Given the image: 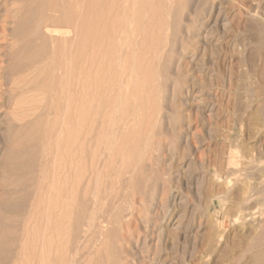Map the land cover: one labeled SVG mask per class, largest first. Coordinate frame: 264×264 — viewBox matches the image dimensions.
I'll return each instance as SVG.
<instances>
[{
  "label": "rangeland",
  "instance_id": "obj_1",
  "mask_svg": "<svg viewBox=\"0 0 264 264\" xmlns=\"http://www.w3.org/2000/svg\"><path fill=\"white\" fill-rule=\"evenodd\" d=\"M27 1L0 0V264H264V0ZM44 5L82 86L47 41L24 72Z\"/></svg>",
  "mask_w": 264,
  "mask_h": 264
},
{
  "label": "bare ground",
  "instance_id": "obj_2",
  "mask_svg": "<svg viewBox=\"0 0 264 264\" xmlns=\"http://www.w3.org/2000/svg\"><path fill=\"white\" fill-rule=\"evenodd\" d=\"M9 1H11V2L13 3V5H14L16 0H9ZM17 1H18V0H17ZM19 1H20V0H19ZM25 1L28 2L27 0H25ZM42 1L44 2V0H42ZM131 1H132V0H131ZM133 1H134V0H133ZM23 2H24V1H23ZM26 2H25V4H27ZM29 2H31V1L29 0ZM35 2H38V1H35ZM47 2H48V1H47ZM47 2H46V3H47ZM50 2H54V1L51 0ZM135 2H137V1H135ZM135 2H130V4L135 3ZM3 3H4V2H3ZM39 3H40V1H39ZM128 3H129V1L127 2V5H128ZM21 4H23V3H21ZM29 4H31V3H29ZM32 4H33V3H32ZM32 4H31V5H32ZM41 4H42V3H41ZM43 4H44V3H43ZM50 4H52V3H50ZM53 4H55V3H53ZM66 4H67V3H66ZM125 4H126V3H125ZM23 5H24V4H23ZM31 5H30V6H31ZM34 5H35V4H34ZM64 5H65V4H63V6H64ZM67 5H68V4H67ZM75 5H76V4H75ZM123 5H124V4H123ZM9 6H11V4H9L8 6L5 7L6 10H4V11H5V14H4L3 19H2V20H4V21H2L3 24L6 23L5 21H6V19H7L8 17H14V18H15V16H16L17 13L19 12V11H17V9H18L19 7H17L16 5H14V8H15V7H17V8H16V9H12V8H13V6H12V8H11L12 10L9 9V8H10ZM28 6H29V5H27V7H28ZM42 6H43V5H42ZM44 6H45V5H44ZM47 6H48V5H46V6L43 8V12H39L38 17H36V20H35V21L31 18V19L34 21V22H33L34 24H33V26H30V27H29V28H31V27H32V28L30 29V32L28 31V32H29V33H28V36H29V35H35V36H36V39H33V40H35V41H33V40H28V45L25 44V46H24V47H27V48L23 49V47H21V48H22V52H21L20 50L18 51V52H19V55H23V56H25L26 59H27V60H26V61H27L26 63H25V61H23L25 64L23 63L24 65H22V66H23V68H24V67L26 66V64H27L26 67H28V65H29L31 68L33 67L34 69H33V68H32V69L34 70V72H35V71H38V70L41 71L39 68H38V70H37V68L35 69V67H36V65H37V64H36V61H37V59H36V55L38 54V52H36V53L34 52V53L36 54V55H35V54H33V51H40L41 48H42V49H43V50H42L43 53H41V54H43V55H45V56H43V57H44V58H43V57H41L42 55H40V59L38 60L39 63H38V62H37V63H38L39 66H40V64H41V66H42V64H43L44 68L40 66L41 68H43V70L47 68V70L49 71V73H48V72H47V73L50 74V76H48V75L45 73L46 76H48V77H50V79H52V78H51V77H52V76H51V73L54 74L55 72H58V70H60V69L62 68V74H63L62 76L67 77L66 79L64 78V81L66 82V83L64 82L65 86L67 87L68 85H70L71 82H72L71 79H76V78H77V79L75 80V81H76V84H75V85L78 86V85H79V81H81V80H79V79L81 78V77H79V74H78L79 72H78V73L76 72L78 75L75 76V73H74V74H71V73H70L71 71H68V70H69V67H70V65H71L70 63H71L72 61H71V58H70L71 56L69 57L68 52L66 51V50H69V49H68L69 42H67L66 40H65V42L68 43V45L66 44L67 46H65V47H67V48H65V49L63 48V45H64V43H65V42L63 43V40H64L63 38L67 37V36L70 34V29H69L70 27L68 26L69 28H67V25H68L67 23H65V24H67L66 27H62L63 25H62L61 27H58V26H57L58 24L55 25V26L49 24V23H48L49 19L52 17V19L54 20L55 18H54L53 15H52V13L54 12V10L51 9V5H50V8H49V6H48V7H47ZM57 6H58V5H57ZM68 6H69V5H68ZM52 7H53V5H52ZM58 7L61 8L62 6H61V7L58 6ZM75 7L77 8L78 6H75ZM2 8H3V6H2ZM28 8H29V7H28ZM37 8H38V7H37ZM39 8H40V7H39ZM39 8H38V10H39ZM53 8H54V7H53ZM62 8H63V7H62ZM78 8H79V7H78ZM22 9H23V7H22ZM25 9H26V8H25ZM41 9H42V8H41ZM44 9H45V10H44ZM54 9H55V8H54ZM68 9L70 10V6H69ZM18 10H19V9H18ZM62 10H63V9H62ZM73 10H74V9H73ZM33 11H34V10H33ZM63 11H64V10H63ZM70 11H72V10H70ZM77 11L79 12V9H78ZM20 12H21V11H20ZM49 12H50V13H49ZM23 13H25V12H23ZM34 13H35V12H34ZM62 13H63V12H62ZM71 13H72V12H71ZM76 13H77V12H76ZM79 13H80V12H79ZM25 14H26V16L24 15L23 17H27V16L29 15V13H27V12H26ZM30 14H31V12H30ZM50 14H51V15H50ZM53 14H54V13H53ZM64 14H65V13H64ZM21 15H23V14H21ZM58 15H59V14H58ZM68 15H69V14H68ZM70 15H71V14H70ZM70 15H69V16H70ZM76 15H77V14H75V16H76ZM31 16H33V15L31 14ZM35 16H36V15H35ZM35 16H34V17H35ZM54 16H55V14H54ZM62 16H63V15H62ZM62 16H61V18H62ZM66 16H67V14H66ZM73 16H74V15H73ZM75 16H74V17H75ZM55 17H57V15H56ZM17 18H18V17H17ZM19 18H20V17H19ZM28 18H29V17H28ZM79 18H81V17H79ZM34 19H35V18H34ZM52 19H51V20H52ZM73 19H74V18H72V20H73ZM75 19H76V18H75ZM7 20H8V19H7ZM18 20H19V19H18ZM18 20H16V21H18ZM26 20H27V19H26ZM26 20H25V23H26ZM28 20H30V19H28ZM55 20H56V19H55ZM60 20H61V19H60ZM80 20H81V19H80ZM83 20H84V19H83ZM9 21H10V20H9ZM9 21H8V23H10ZM12 21H13V20H12ZM65 21H66V20H65ZM19 22H22V21L19 20L18 23H19ZM30 22L32 23L31 20H30ZM52 22H53V21H52ZM63 22H64V21H62V23H63ZM67 22H68V20H67ZM80 22H81V21H80ZM8 23H7V24H8ZM78 23H79V22H78ZM91 23H92V22H91ZM3 24H1V27H0V28H1V29H0V33H1L0 35H2V33H4V31H5V26H3ZM10 24H11V23H10ZM14 24L16 25V23H14ZM60 24H61V23H59V25H60ZM65 24H64V25H65ZM69 24H70V21H69ZM85 24H86V23H85ZM89 24H90V23H89ZM92 24H93V23H92ZM124 24H125V23H124ZM70 25H71V24H70ZM121 25H122V24H121ZM126 25H127V24H126ZM9 26H10V25H9ZM18 26H19V25H18ZM21 26H22V25H21ZM24 26H26V25H24ZM72 26H73V25H72ZM79 26H80V25H79ZM123 26H124V25H123ZM7 27H8V26H7ZM10 27H11V26H10ZM16 27H17V25H16ZM90 27H92V26H90ZM118 27H119V26H118ZM12 28H13V27H12ZM20 28H21V27H20ZM75 28H76V27H75ZM77 28H78V27H77ZM80 28H82V26L79 27V29H80ZM88 28H89V27H88ZM122 28H123V27H122ZM124 28H125V27H124ZM73 29H74V28H73ZM119 29H120V28H119ZM16 30H17V29H15V31H16ZM18 30H19V28H18ZM18 30H17V31H18ZM21 30H22V29H21ZM25 30H26V29H25ZM77 30H78V29H77ZM82 30H83V32H84L85 30H88V29H85V30H84V29L82 28ZM82 30H81V31H82ZM97 30H98V29H97ZM97 30H96L95 32H98ZM116 30H118V29H116ZM120 30H121V29H120ZM73 31H74V30H73ZM73 31H72V32H73ZM123 31H124V30H123ZM74 32H75V35H76V34H77L76 31H74ZM85 32H86V31H85ZM118 32H119V31H118ZM12 33H13V32H12ZM19 33H21V31L18 32V35H19ZM99 33H100V31H99ZM5 34H6V31H5ZM14 34H15V33H14ZM75 35H74L73 37H76ZM80 35H81V34H80ZM83 35H84V34H83ZM99 35H100V34H99ZM3 36H4V35H3ZM7 36H8V35H7ZM23 36H24V35H23ZM35 36H32V38H34ZM55 36H56V37H60V38H58V39H60V40L62 39V43H63V44H62L61 41H60V44H62V46H61L60 44H58V43H59L58 41L55 40V38H54ZM69 36H70V35H69ZM81 36H82V35H81ZM81 36H79L80 39H81V41H80V39H79L80 42L83 41V39L81 38ZM119 36H120V35H119ZM1 37H2V36H1ZM18 37L20 38L21 36L19 35ZM71 37H72V36H71ZM7 38H8V37H7ZM10 38H11V37H10ZM5 39H6V38H5ZM17 39H18V38H17ZM25 39H26V38H25ZM25 39H24V40H25ZM69 39H70V38H69ZM72 39H73V38H72ZM74 39H75V38H74ZM77 39H78V38H77ZM84 39H85V37H84ZM130 39H131V38H130ZM12 40H14V39H12ZM15 40H16V39H15ZM15 40H14V41H15ZM20 40H21V38H20ZM20 40H19V42H20ZM22 40H23V39H22ZM8 41H10V40L8 39ZM26 41H27V39H26ZM38 41H39V42L41 41L40 43H42V45H43V41H44V43L47 41L48 44L46 43V44H47L46 48L44 49V47H41L42 45L40 46V45L37 43ZM73 41L75 42V40H73ZM76 41H77V40H76ZM19 42H18V43H19ZM11 43H12V42H11ZM18 43H14V44H13V47H14L15 44L17 45ZM23 43H25V42H23ZM49 43H50V44H49ZM70 43H71V42H70ZM82 43H83V42H82ZM82 43H81V45H82ZM9 44H10V43H9ZM21 44H22V43H21ZM37 44H38V45H37ZM11 45H12V44H11ZM19 45H20V44H19ZM26 45H27V46H26ZM73 45H74V43H73ZM22 46H23V45H22ZM37 46H40L41 48H37ZM60 46H61L62 48H59ZM78 46H79V49H78ZM78 46H76V48H75V49L78 50L77 52H80V53L83 52L84 50L81 49L80 44H79ZM82 46L84 47V45H82ZM15 47H16V46H15ZM18 47H19V46H18ZM21 48H19V49H21ZM30 48H32L31 51L29 50ZM129 48H130V47H129ZM14 49H16V48H14ZM14 49H13V50H14ZM39 49H40V50H39ZM60 49H61L62 51H65V53L63 52V54H62V52H61ZM63 49H64V50H63ZM71 49H72V47H71ZM71 49H70V52L72 51ZM73 49H74V48H73ZM80 49H81L82 51H79ZM16 50H17V49H16ZM24 50H25V52H24ZM32 50H33V51H32ZM56 50H57V52L60 51V53L62 54V56H61V54H59V52L57 53ZM128 50H130V49H128ZM14 51H15V50H14ZM75 51H76V50H74V52H75ZM18 52H17V53H18ZM70 52H69V54H71ZM77 52H75V53H77ZM129 52H130V51H129ZM17 53H16V55H17ZM56 53H57V55L59 54L60 56L58 55V57H60V58L63 60V65H62V66L59 64V63H61V60H60V59H59V63H58V64L56 63V61L58 62V60L56 59V58H58L57 55H56ZM80 53H79V55H80V58H81V57H82V53H81V54H80ZM83 53H84V52H83ZM13 54H14V53H13ZM72 54H73V53H72ZM14 55H15V54H14ZM19 55H18V56H19ZM38 55H39V54H38ZM38 55H37V57H38ZM75 55H76V54H75ZM127 55H129V54H127ZM12 57H13V55H12ZM55 57H56V58H55ZM74 57H78V56H74ZM41 58H43V60H42ZM72 58H73V57H72ZM55 59H56V61H55ZM34 60H36V61L33 62ZM75 60L77 61V58L73 60V64H74V65H75L77 62H80L81 59H80V60L78 59L77 62H75ZM20 61H21V60H20ZM135 62H137V61H135ZM18 63H20V62H18ZM55 63H56V64H55ZM81 63H82V62H81ZM78 64H79V63H78ZM16 65H17V63H16ZM18 65H19V64H18ZM18 65H17V66H18ZM59 65H60V66H59ZM71 66H72V65H71ZM112 66H113V65H112ZM26 67L24 68V72L27 71V74L31 75L32 73L30 74L29 72H30V70H31V71H33V70L30 68V70H29V72H28V69H29V68H26ZM113 67H114V66H113ZM13 68L15 69V67H13ZM17 68H18V67H17ZM67 68H68V69H67ZM18 69H19V68H18ZM25 69H26V71H25ZM65 69H66V70H65ZM70 69H71V68H70ZM73 69H74V68H73ZM73 69H72V71H73ZM114 69H115V68H114ZM21 70H22V69H21ZM21 70H20V71H21ZM43 70H42V71H43ZM76 70H77V69H76ZM78 70H80V68H79ZM22 71H23V70H22ZM39 71H38V74L42 75V74H41L42 71H41V72H39ZM24 72H23V73H24ZM34 72H33V73H34ZM44 72H45V71H43L42 73L44 74ZM23 73H22V74H23ZM115 73H116V72H115ZM40 75H39V76H40ZM54 75H56V73H55ZM54 75H53V77H54ZM31 76H32V75H31ZM36 76H37V75H36ZM80 76H81V74H80ZM116 76H117V75H116ZM32 77H33V76H32ZM44 77H45V75H44ZM44 77H43V78H44ZM75 77H76V78H75ZM21 78H23V76H22ZM24 78H25V77H24ZM24 78H23V79H24ZM34 78L37 79L36 77H33V79H34ZM38 78H39V77H38ZM70 78H71V79H70ZM111 78H112V77H111ZM47 79H48L49 82H51V80H50L49 78H46V80H47ZM21 80H22V79H21ZM26 80H27V79H26ZM42 80H43V79H42ZM69 80H71V82H70ZM28 81H29V80H28ZM33 81H37V80H33ZM73 81H74V80H73ZM141 81H142V80H141ZM20 82H21V81H20ZM23 82H25V81H23ZM29 83H30V82L27 83L28 86H29ZM35 83H36V82H35ZM47 83H48V82H47ZM18 84H19V83H18ZM24 84H25V83H24ZM42 84H43V83H42ZM45 84H46V83H45ZM48 84H50V83H48ZM55 84H56V83H55ZM73 84H74V83H73ZM50 85H51V84H50ZM59 85H60V84H59ZM71 85H72V84H71ZM75 85H74V86H75ZM20 86H21V84H20ZM28 86H27V87H28ZM46 86H48V85L46 84ZM60 86H61V85H60ZM76 86L73 87V88H77ZM79 86H82V82H81V85H79ZM25 88H26V87H25ZM68 88H69V87H68ZM82 88H83V87H81V89H82ZM28 89H29V88H28ZM28 89H26V90H28ZM32 89H33V88H32ZM66 89H67V88H66ZM67 90H68V89H67ZM67 90H66V91H67ZM70 91H71V92H72V91H75V92H73L74 94H73V93H72V94L69 93L68 96L66 95V97H67L69 100H70V98H72V99L75 101V100H77V98H76L77 95H80V93H81L83 90L80 91V87H79V89H77V90H76V89H75V90L70 89ZM138 91H139V90H138ZM37 92H38V91H37ZM63 92H64V90H63ZM67 92H69V91H67ZM139 92H140V91H139ZM131 93H132V92H131ZM136 93H138V92H136ZM81 94H82V93H81ZM75 96H76V97H75ZM82 96H83V94H82ZM130 96H131V95H130ZM62 97H63V96H62ZM73 97H74V98H73ZM63 98H64V97H63ZM63 98H62V99H63ZM67 98H64V100H65V101L68 100ZM75 98H76V99H75ZM69 100H68V104H69ZM73 100H72V104L74 103ZM79 100H81V97L79 98ZM56 101H57V100H56ZM70 102H71V100H70ZM77 102H78V100H77ZM77 102L75 101V103H77ZM81 103H82V101H81ZM80 105H81V104H80ZM80 105L77 104L76 106L79 107ZM57 106H58V105H57ZM64 106H65V110H66V107L68 106L67 103H66V105H64ZM76 106H73V107H76ZM61 107H62V106H61ZM73 107H72V109H73ZM70 108H71V107H70ZM55 109H57V108H55ZM74 109H75V108H74ZM81 109H82V108H81ZM57 110H58V109H57ZM70 111H72V110H70ZM79 111H81V110H78V112H79ZM64 112H68V110H67V111H64ZM62 113H63V112H62ZM62 113H61V114H62ZM68 115L70 116V114H68ZM64 116H65V115H64ZM50 133H51V132H50ZM64 134H65V133H64ZM46 135H48V133H47ZM50 135H52V133H51ZM77 136H78V135H77ZM78 137H79V136H78ZM45 139H47V138L45 137ZM61 140H62V139H61ZM77 140H78V139H77ZM45 141H46V140H45ZM66 141H67V140H66ZM66 141H65V142L63 141V142L65 143V145H66ZM78 141H79V140H78ZM45 143H46V142H45ZM62 144H63V143H62ZM50 145H51V144H50ZM50 145H49V142H47V143L44 145L45 147H43V148L46 149V150H45V154H47V153L49 152V151H48V152H46V151H47L48 147H50ZM58 145H59V144H58ZM65 145L63 144V146H65ZM67 145H68V144H67ZM67 145H66V146H67ZM46 147H47V148H46ZM51 148H52V147H51ZM51 148H50V149H51ZM65 148H66V147H65ZM44 149H43V150H44ZM59 149H60V148H59ZM66 149H67V148H66ZM50 151H51V150H50ZM57 151H59V150L57 149ZM62 153H63V152H62ZM63 156H64V155H63ZM50 157H51V156H50ZM43 175H44V174H42V176H43ZM44 178H45V177H44ZM39 183H40V182H39ZM40 185H41V184H40Z\"/></svg>",
  "mask_w": 264,
  "mask_h": 264
}]
</instances>
